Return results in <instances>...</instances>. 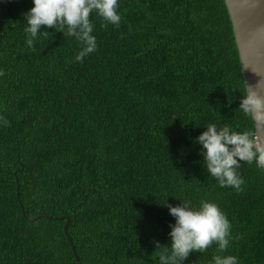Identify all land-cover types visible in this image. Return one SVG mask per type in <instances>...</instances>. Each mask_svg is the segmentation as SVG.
<instances>
[{"label": "trees", "instance_id": "16d2710c", "mask_svg": "<svg viewBox=\"0 0 264 264\" xmlns=\"http://www.w3.org/2000/svg\"><path fill=\"white\" fill-rule=\"evenodd\" d=\"M33 6L0 0V264H76L71 245L80 264H159L165 204L182 201L218 205L224 255L264 264V169L241 163L243 191L221 187L194 142L210 124L254 132L224 1L118 0V27L91 14L82 63L66 29L27 45Z\"/></svg>", "mask_w": 264, "mask_h": 264}, {"label": "clouds", "instance_id": "9594fccd", "mask_svg": "<svg viewBox=\"0 0 264 264\" xmlns=\"http://www.w3.org/2000/svg\"><path fill=\"white\" fill-rule=\"evenodd\" d=\"M34 6L24 13L28 27L26 43L33 48L34 38L42 34L52 36L47 29H55L80 42L81 48L75 56L76 62L83 60L97 49L96 37L90 16L97 13L107 23L119 26L121 16L117 13L118 0H33ZM45 29L42 31L41 29ZM35 49L33 48V51ZM2 75V73H0ZM259 87V86H257ZM257 87H249L242 96L239 109L251 116L257 123H264V97ZM202 145L201 155L208 174L214 177L221 187H231L243 191L245 181L238 174L241 163H256L264 169V141L252 131L236 132L229 126L217 128L210 124L195 138ZM175 224L170 225L171 251L165 249L159 255V264H183L191 253H205L213 245L216 255L213 264H238L235 256L224 255L229 248L231 224L218 205L202 201L198 209L191 208L188 201L173 206L165 204ZM161 244L155 242V249Z\"/></svg>", "mask_w": 264, "mask_h": 264}, {"label": "water", "instance_id": "95a60500", "mask_svg": "<svg viewBox=\"0 0 264 264\" xmlns=\"http://www.w3.org/2000/svg\"><path fill=\"white\" fill-rule=\"evenodd\" d=\"M231 23L245 91L256 88L264 97V0H223ZM254 133L264 141V123H257L252 117ZM68 220L63 226L67 234ZM71 250L76 264H80L74 247Z\"/></svg>", "mask_w": 264, "mask_h": 264}]
</instances>
